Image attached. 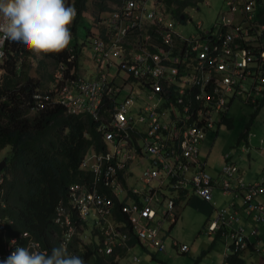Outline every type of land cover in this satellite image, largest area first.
Instances as JSON below:
<instances>
[{
	"label": "built area",
	"instance_id": "1",
	"mask_svg": "<svg viewBox=\"0 0 264 264\" xmlns=\"http://www.w3.org/2000/svg\"><path fill=\"white\" fill-rule=\"evenodd\" d=\"M106 1L112 11L102 19L104 37H90L96 79L65 75L66 65L59 64L47 89L32 96L36 110L58 104L70 114L88 112L101 122L97 131L105 143L81 162L92 178L70 184L67 200L55 208L60 246L70 250L76 240L80 246L95 236L97 252L110 255L128 249L134 237L144 248L164 251L166 225L176 221L179 200L192 193L215 209L209 232L227 229L232 252L252 246L264 259V176L246 182L228 155L211 176L198 159L204 133L224 121L233 100L257 108L264 95V19L254 11L263 0H226L213 24L195 25L189 34L180 26L191 19L184 11V19H176L167 0ZM7 43L0 41V60ZM101 67L114 68L108 79L98 73ZM3 182L1 170L0 188ZM215 190L238 202L216 206ZM7 223L0 215V234ZM16 246L47 251L24 231L4 238L0 260ZM172 246L188 251L174 238Z\"/></svg>",
	"mask_w": 264,
	"mask_h": 264
},
{
	"label": "trees",
	"instance_id": "2",
	"mask_svg": "<svg viewBox=\"0 0 264 264\" xmlns=\"http://www.w3.org/2000/svg\"><path fill=\"white\" fill-rule=\"evenodd\" d=\"M197 1L200 0H167L166 6L176 19H180L184 8ZM69 3L77 10L72 27L71 50L43 56L46 62L51 61L52 68L44 69L41 78L34 76L37 70H30L32 65L29 63L34 62L32 57L36 56L23 44L8 42L5 55L0 60L3 70L0 79V151L6 153L3 158L6 164L2 169L4 182L0 188V215L8 220L7 237L26 231L48 252L60 246V228L53 222L57 204L67 200L70 184L92 178L89 171L81 168V162L87 153L92 150L98 152L105 147L102 135L97 131L101 122L88 112L70 114L61 105L33 109V94L47 89L57 66L66 65L64 74L76 76L79 56L87 44L86 38L104 37L105 28L102 25L94 32L91 27L99 13L104 14L101 17L104 19L112 11L106 0H69ZM89 3L94 6L91 11ZM254 11L255 16L264 19V3L260 6L256 3ZM84 22L89 27L84 26ZM69 56L72 57L70 61ZM35 62L39 66L46 65L37 57ZM121 70L123 68L117 70L112 82L114 85L118 83ZM110 97V94L104 95L103 102ZM259 101L257 109L261 106L262 98ZM100 112L108 113L102 108ZM227 121L230 127L232 122ZM223 230L225 233L222 236L227 239L228 230ZM76 243L77 250L72 246L67 252L80 256L86 264H119L115 252L110 255L98 253L94 241L83 243V250H80L77 240ZM231 243L228 246L231 247ZM247 249L252 254L256 252L252 246L238 249L236 253L226 255L225 262L245 264L242 253Z\"/></svg>",
	"mask_w": 264,
	"mask_h": 264
},
{
	"label": "rangeland",
	"instance_id": "3",
	"mask_svg": "<svg viewBox=\"0 0 264 264\" xmlns=\"http://www.w3.org/2000/svg\"><path fill=\"white\" fill-rule=\"evenodd\" d=\"M205 1L209 2L208 5L205 4ZM88 7L89 11L94 9L92 3H89ZM226 9V0H200L196 3H191L184 8V12L186 13L187 18H190L191 21L183 23L180 28L183 29V33L189 34L197 31L195 25H201L203 28L209 27L214 23L217 15L220 12L226 11ZM102 16H104V14L102 12L99 13V17L97 18L96 23L91 27L93 32L96 31V29L104 23L101 18ZM83 25L89 27V24L87 22H84ZM86 42L87 44L83 46L82 54H80L78 59V70L79 75L83 76L85 79L93 78L91 80V82H93L96 79L97 72L94 71L95 68L91 61L90 37L86 38ZM36 57H32V61L34 62H30L29 64L32 65L30 66L31 71L37 70L34 76L39 79L41 78L44 69H51L52 65L51 61L47 60L46 62L43 57H37V59H41L43 63L46 62V65L39 66L38 63L35 62ZM113 71L114 68L113 70L110 69V71L108 72L112 73ZM108 72L106 73V71L102 69V67L98 70V73L103 79L109 78V76L107 75ZM2 73L3 72H1V74ZM123 76L126 77V74H124ZM68 90L75 91V89L72 87H69ZM228 117L230 119L232 118L231 120H233L234 126L232 128L230 126L228 127V129L226 127L227 123H224L217 132H215L216 129H212L211 131L206 133L205 141L209 142V146L205 147L204 145H202V149L205 151L210 150V154L214 161L217 160L218 157L220 161L221 156L224 153H229L236 164H238L240 168H244L242 163H239L238 160L241 159L243 154H245V158L248 154L245 151H242V153H240V150H242V148L245 149V146L243 143H238L237 140L244 133V129L247 126V132L251 130L258 135L264 134V97H262L261 106L257 113H255V110L251 105L235 101L230 106L227 120ZM5 155V151L1 150L0 160H2ZM250 157L257 161H260L259 157H254L251 155ZM221 204L216 202V206H220ZM193 208H196V206H193ZM250 220H252V217H250ZM91 225L92 224H90V226ZM194 229L195 231H189V228L186 227V222L180 219L172 227L171 230V236L174 237V239L176 238L177 241L186 244L189 248V252H177L176 249L172 246V239H166L164 240V251H157L156 254L152 250H145L141 252L139 249H134L129 252L127 251L125 255L119 259V264H227L225 262V256L230 254V250L226 251L224 246L226 247L228 243H231L230 236L228 235L227 239L224 240L221 237H211L204 234L203 232L198 233L196 227H194ZM85 232L87 234L91 233L88 227L85 229ZM92 240L96 242L98 239L97 237L92 236ZM85 242L87 243V241ZM80 246V250H83L82 242H80ZM73 247H76V245H74ZM194 251H196V254H194ZM154 254L155 259L150 260V255ZM242 255L245 264H264L260 257L256 254H252L249 249L245 250ZM134 256L137 257V261L133 260ZM87 264H90V262H88Z\"/></svg>",
	"mask_w": 264,
	"mask_h": 264
},
{
	"label": "clouds",
	"instance_id": "4",
	"mask_svg": "<svg viewBox=\"0 0 264 264\" xmlns=\"http://www.w3.org/2000/svg\"><path fill=\"white\" fill-rule=\"evenodd\" d=\"M77 10L69 0H0V41L23 44L37 57L69 51ZM15 245L16 241H11ZM0 264H86L61 245L50 252L16 246Z\"/></svg>",
	"mask_w": 264,
	"mask_h": 264
},
{
	"label": "crops",
	"instance_id": "5",
	"mask_svg": "<svg viewBox=\"0 0 264 264\" xmlns=\"http://www.w3.org/2000/svg\"><path fill=\"white\" fill-rule=\"evenodd\" d=\"M263 97H264V95H263ZM235 101H238V100H233L231 102V105ZM257 108H254V110L258 111L259 109H257ZM228 111L224 117V121L217 128H215L216 129L215 132H217L219 130V128L222 127L224 123H226ZM231 119L228 117V121L232 122V124H231V128H232L234 126V123H233V120H231ZM226 127L227 128L229 127L228 124L226 125ZM247 128H248V126L244 129V133L237 140V142L243 143L245 146V149L242 148V150H240V153H242V151H245V152H247L248 155L245 158L244 157L245 154H243L241 159L238 160L239 163H242L244 168H240L239 165L238 164L237 165H238V169H239V171H238L239 176L243 177V179L246 182H251V181H254L256 178L258 179L259 177L264 176V134L258 135V134H255L254 132H252L251 130H249L247 132ZM208 132L209 131L204 133V137L199 144L198 159H199L200 163H203L202 167H201L202 169L206 170V172L209 173L211 176H216L220 170L222 163L226 159V155H228V157H231V155L229 153H224L221 156L220 161H219V157L217 158V160L214 161L211 154H210V150L205 151L202 149V145H204L205 147L209 146V142L205 141V135ZM212 144H213V141H212ZM211 148H212V146H211ZM250 155L254 156V157H259L260 161H257L255 159L251 158ZM231 159H232V157H231ZM232 161L235 162L233 159H232ZM213 199H214L215 203L216 202L219 204L222 203L220 206L225 205L226 203H228L230 201L238 202V200H234V199L231 200V196H223L219 190L214 191ZM193 206L194 207L196 206V208H193ZM214 218H215V209L211 203L203 201L198 196H196L192 193H186L183 196V198H181L179 200V202L177 203L176 221L172 224L166 225L168 235L165 238V240L174 238L171 236V230H172V227L180 219L186 222V227L189 228V231H191V230L195 231L194 227H196L198 230V233L203 232L204 234L209 235L211 237H214V236L215 237H221L224 240H226L224 235L222 236L219 232H209L208 231L207 222L214 219ZM87 222H91V217H89L87 219ZM83 228H81V230H80V235H82ZM89 228L92 231V228L91 227H89ZM0 236H1L0 251H1L3 248L4 238H9V237H7V226H5V232L3 234L1 233ZM10 237H13V236H10ZM127 245L129 246L128 249H126V247H124V249H116L114 251L118 255V257H117L118 263H119V259L121 257H123L127 251L129 252V251H132L134 249H139L141 252L145 251V250H151V249L144 248L139 241L134 239V237H131L127 240ZM228 245H229V243L226 245V247L224 246L226 251L230 250L229 248H227ZM152 251H154L155 254L157 252L154 249H152ZM187 252H189V248H188ZM230 252H232V251L230 250ZM254 253L256 255H258L260 257V259L262 260V262L264 263L263 256L259 255L255 251H254ZM155 254L150 255V260L155 259ZM194 254H196V251H194ZM134 257H136V256H134ZM134 257H133V260L137 261L138 259H135Z\"/></svg>",
	"mask_w": 264,
	"mask_h": 264
},
{
	"label": "water",
	"instance_id": "6",
	"mask_svg": "<svg viewBox=\"0 0 264 264\" xmlns=\"http://www.w3.org/2000/svg\"><path fill=\"white\" fill-rule=\"evenodd\" d=\"M179 18H180V19H183V18H184V15L181 14V15L179 16ZM5 164H6V160H5V159L0 160V170L3 169V167H4Z\"/></svg>",
	"mask_w": 264,
	"mask_h": 264
}]
</instances>
